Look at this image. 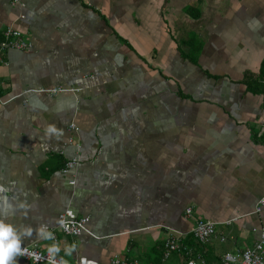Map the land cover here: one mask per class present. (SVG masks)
I'll list each match as a JSON object with an SVG mask.
<instances>
[{
    "label": "crops",
    "instance_id": "crops-1",
    "mask_svg": "<svg viewBox=\"0 0 264 264\" xmlns=\"http://www.w3.org/2000/svg\"><path fill=\"white\" fill-rule=\"evenodd\" d=\"M8 27L30 45L0 53V220L20 246L49 249L67 209L89 217L57 234L69 264H185L163 259L169 230L204 264L259 240L264 0H0ZM197 220L218 224L205 246Z\"/></svg>",
    "mask_w": 264,
    "mask_h": 264
},
{
    "label": "built area",
    "instance_id": "built-area-1",
    "mask_svg": "<svg viewBox=\"0 0 264 264\" xmlns=\"http://www.w3.org/2000/svg\"><path fill=\"white\" fill-rule=\"evenodd\" d=\"M30 47L29 43L26 40H23L22 33L8 27L3 32V40L0 42V53L8 49H28ZM2 62L0 58V63ZM61 88H55L51 90H46L47 93L51 95H56L63 92ZM0 104H3V101L0 98ZM71 129L76 130L75 126L71 124ZM77 165L76 159L68 160L61 173L66 175L71 169ZM70 184H74L73 180H70ZM264 208V195L258 200L254 213H259ZM186 219H191L193 217L192 209L186 208L184 212ZM88 216H78L72 210L67 209L61 212L57 216L56 222V231H51L45 234L44 239L50 243L51 246H56L58 244V233L63 234L66 237L76 238L83 233H89L88 231ZM226 222L225 224H229ZM217 223L212 221H202L197 220L194 222L192 229V236L196 243L200 246L207 245L212 238L216 235ZM172 234L165 241V251L163 259L166 260L173 253L182 254L185 257V264H204L202 261L197 263L191 258L193 254V249L188 245L184 244L180 239L181 236H176V231H172ZM180 235V234H179ZM21 249L27 248L23 256L17 254L16 256L21 257L26 264H69L65 261L64 257L61 254H58L56 251L49 253L48 249L41 251L36 247H23ZM29 253H35L41 258L34 260ZM73 264H98L95 261L80 258ZM109 264H138L136 260L132 259H122L117 256L113 257ZM221 264H264V231L261 232L260 238L253 246L244 249L243 251H237L234 253H227L222 257Z\"/></svg>",
    "mask_w": 264,
    "mask_h": 264
},
{
    "label": "clouds",
    "instance_id": "clouds-1",
    "mask_svg": "<svg viewBox=\"0 0 264 264\" xmlns=\"http://www.w3.org/2000/svg\"><path fill=\"white\" fill-rule=\"evenodd\" d=\"M55 127L50 126L48 131H54ZM28 235H31V230L27 232ZM20 240L18 239L16 233L13 230V226L9 223H5L0 220V264H16V261L13 257L17 254L23 256L28 252L27 248L21 249ZM49 253L58 251L56 246H51L48 249ZM34 260H38L41 257L35 253H29Z\"/></svg>",
    "mask_w": 264,
    "mask_h": 264
}]
</instances>
